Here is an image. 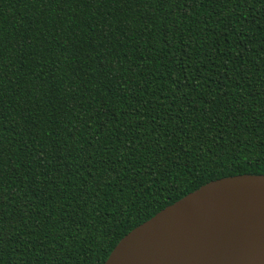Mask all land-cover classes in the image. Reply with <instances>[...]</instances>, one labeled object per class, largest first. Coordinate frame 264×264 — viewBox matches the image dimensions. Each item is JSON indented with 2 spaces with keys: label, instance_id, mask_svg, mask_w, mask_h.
I'll return each instance as SVG.
<instances>
[{
  "label": "trees",
  "instance_id": "trees-1",
  "mask_svg": "<svg viewBox=\"0 0 264 264\" xmlns=\"http://www.w3.org/2000/svg\"><path fill=\"white\" fill-rule=\"evenodd\" d=\"M237 175H264V0H0V264H103Z\"/></svg>",
  "mask_w": 264,
  "mask_h": 264
},
{
  "label": "water",
  "instance_id": "water-1",
  "mask_svg": "<svg viewBox=\"0 0 264 264\" xmlns=\"http://www.w3.org/2000/svg\"><path fill=\"white\" fill-rule=\"evenodd\" d=\"M103 264H264V175L201 186L131 230Z\"/></svg>",
  "mask_w": 264,
  "mask_h": 264
}]
</instances>
